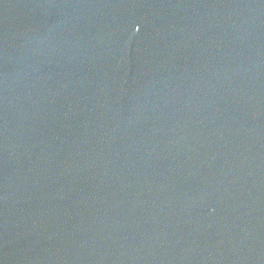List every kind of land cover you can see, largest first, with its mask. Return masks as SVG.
Returning a JSON list of instances; mask_svg holds the SVG:
<instances>
[{
	"label": "water",
	"instance_id": "1",
	"mask_svg": "<svg viewBox=\"0 0 264 264\" xmlns=\"http://www.w3.org/2000/svg\"><path fill=\"white\" fill-rule=\"evenodd\" d=\"M0 264H264V0H0Z\"/></svg>",
	"mask_w": 264,
	"mask_h": 264
}]
</instances>
